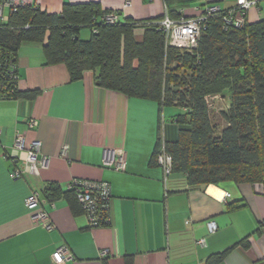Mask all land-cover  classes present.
Here are the masks:
<instances>
[{
  "label": "crops",
  "instance_id": "1",
  "mask_svg": "<svg viewBox=\"0 0 264 264\" xmlns=\"http://www.w3.org/2000/svg\"><path fill=\"white\" fill-rule=\"evenodd\" d=\"M35 1L52 13L61 12L65 3L96 2L103 11H119L122 21H141L166 14L192 18L211 4L229 11L238 0ZM247 19H264V0ZM143 33L136 29L138 38ZM18 72L20 90L38 94L0 99V141L10 151L18 132L27 145L39 139L49 163L39 175L27 172L14 179V166L0 150V264H58L53 253L61 245L73 253L62 264H206L221 252L219 264H264V187L234 181L194 186L182 172H172L165 181L154 155L161 139L179 138L176 112L165 108L161 113L157 101L99 86L93 70L72 81L65 64H45L41 44L20 47ZM31 118L38 127L28 125ZM110 149L125 150V171L105 166ZM74 178L111 184L108 225L89 226L80 203L71 205L66 195ZM51 184L60 195L44 190ZM34 191L41 193L51 230L36 224L26 205ZM210 221L218 226L215 232L209 231Z\"/></svg>",
  "mask_w": 264,
  "mask_h": 264
},
{
  "label": "trees",
  "instance_id": "2",
  "mask_svg": "<svg viewBox=\"0 0 264 264\" xmlns=\"http://www.w3.org/2000/svg\"><path fill=\"white\" fill-rule=\"evenodd\" d=\"M110 11L96 2L65 3L59 13L35 4L0 20V99L38 94L18 86V51L41 44L45 64H65L72 81L93 70L101 87L157 101L161 113L178 108L173 119L182 126L179 138L167 147L173 172H182L189 184L264 185V19L237 27L225 22L227 10L216 12L206 19L198 46L189 50L167 44L159 26L163 17L110 23L104 18ZM86 27L89 38L81 36ZM138 28L144 29L141 38ZM215 96L229 98L219 112L227 124L220 130L213 123ZM44 190L61 194L52 184ZM66 196L79 205L74 191ZM224 256L216 253L206 264H219Z\"/></svg>",
  "mask_w": 264,
  "mask_h": 264
},
{
  "label": "built area",
  "instance_id": "3",
  "mask_svg": "<svg viewBox=\"0 0 264 264\" xmlns=\"http://www.w3.org/2000/svg\"><path fill=\"white\" fill-rule=\"evenodd\" d=\"M35 2V0H0V20L7 21L10 14L20 6H33ZM258 3L259 0H238L235 8L226 13L225 22L228 25L243 26L247 21L248 11L256 7ZM222 10L220 6L211 4L206 7L203 14L192 18L174 19L166 14L160 20L159 26L166 35L168 45L192 50L198 46L206 19ZM119 17L120 12L117 10H112L104 15L105 20L110 23L116 22ZM28 125L34 128L38 127L39 121L31 118L28 120ZM1 131L0 129V134ZM0 150L4 151V156L14 166L11 172V177L14 179L22 177L27 172L39 175L41 169L47 167L49 163V158L42 154V142L35 139L27 145L25 134L21 132L16 133L10 151L1 141ZM156 157L157 163L164 169L166 181L173 172V157L168 150L166 140H160ZM103 162L105 166L116 171H125L127 167L126 152L124 149H110L106 152ZM263 187V184L257 183L259 190H263ZM68 188L74 191L76 199L87 216L89 226L98 227L108 225L111 222L112 188L109 182L74 178L69 182ZM26 205L31 209L36 224L49 230L54 228L49 212L43 208L39 191H34L27 197ZM208 227L210 232H215L218 228L215 221H210ZM204 241V239H200L198 243L203 244ZM53 259L56 263L62 264L73 259V253L67 245H61L53 253Z\"/></svg>",
  "mask_w": 264,
  "mask_h": 264
},
{
  "label": "rangeland",
  "instance_id": "4",
  "mask_svg": "<svg viewBox=\"0 0 264 264\" xmlns=\"http://www.w3.org/2000/svg\"><path fill=\"white\" fill-rule=\"evenodd\" d=\"M91 34V29L89 27L83 28L81 31V36L83 38H89ZM210 102L212 103L213 109H212V115H213V123L216 125H219L218 130H220L223 126H226L227 124L222 121L219 112L221 111L222 108L227 107V105L229 104V98L228 96L226 97H214V98H210ZM171 109L173 112H177L178 108L176 107H169L167 108V110Z\"/></svg>",
  "mask_w": 264,
  "mask_h": 264
}]
</instances>
